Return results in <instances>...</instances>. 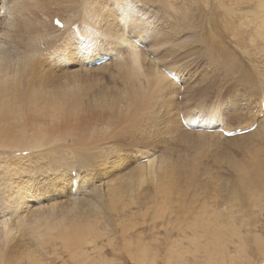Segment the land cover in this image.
<instances>
[{
	"label": "rangeland",
	"instance_id": "obj_1",
	"mask_svg": "<svg viewBox=\"0 0 264 264\" xmlns=\"http://www.w3.org/2000/svg\"><path fill=\"white\" fill-rule=\"evenodd\" d=\"M11 1L2 0L1 7L9 6ZM72 1L74 6L67 9L64 5L41 0L47 10H27L12 27L8 23L11 16L0 9V30L6 35H0V44H8L11 52L7 71L12 75L16 71L14 76L19 81L15 80V88L11 89L25 98L32 88H44L47 92L54 84L52 89L58 93L69 82L85 109L98 100L110 102L98 113L106 122L111 121V125H104L103 120L91 122L96 128L85 131L80 139L77 133L72 137L64 136L58 129L45 127L43 136H51L49 141L40 143L37 153L36 148L35 153H27L23 148L17 152L14 147L0 145V264H228V255H234L236 261L240 260V263L235 261L236 264H242L244 246L238 247L242 246L243 237L245 243L255 232H243L245 221L249 219L242 211L244 198L247 200L248 196L243 197L241 193L240 202L234 197L233 167L250 166L257 155L264 156V124L257 111L259 100L264 99V41L253 23L261 20L263 13L258 11L252 16V5L241 9L247 13V18H230L228 14L238 13L242 0H125V4L131 5L125 9L127 18L138 24L130 27L129 33L141 35L143 55L160 70L174 67L181 74L185 88L177 92L178 97L177 89L172 90L173 93L152 94L153 98L150 96L146 104L137 109L130 97L133 80L128 70L112 64L96 70L83 68L89 56L110 48L111 43L100 34L108 29L99 20L93 22L94 35H89V43L85 41L81 30L88 25L80 12L83 0ZM87 2L84 4L88 7ZM95 2L99 7L105 3L109 9L113 5L111 0ZM99 7H91V22L93 13H99ZM51 15L59 18L62 15L68 25L53 29L48 23ZM43 16L47 19L43 20ZM40 20L45 22L37 26ZM26 22L33 30L37 27L34 38H39L36 45L42 51L33 58L35 63L31 59L27 67L21 59L31 36L29 31V34L25 32ZM8 27L12 29L9 35L5 33ZM67 43H72V49ZM118 52L112 61L119 57ZM77 60L82 63L78 65ZM227 68L230 71H226ZM227 72L229 75L225 74ZM243 90L245 97H239ZM18 109L23 116L25 112L29 114L25 106ZM180 114L193 123L192 129L181 125ZM133 116L138 119L131 123ZM36 122H40L42 128L45 126L42 118H36ZM21 123L26 124L24 118ZM247 125L254 128L232 137L224 136L220 130H205ZM24 137L31 139L29 134ZM147 154L157 170L166 163L170 175L177 173L186 179L190 177L188 173L192 174V184H180L188 186L183 202L166 201L161 190L154 189L151 179H138L139 171L147 164L143 158ZM165 177L166 174L163 179ZM7 181L10 184H6ZM174 191L178 197V190ZM18 200L26 203L21 212H12L9 206ZM249 201L252 202V198ZM158 207L162 211H157ZM251 219L258 222L259 217ZM6 222L14 224L10 235L4 232ZM216 223L228 228L226 237L214 228ZM59 225L65 229L71 225L89 228L84 234L87 238L84 246L70 241L67 247L54 229ZM218 235L222 237L219 244L223 245L224 258L217 255L219 250L215 248L208 249L213 251L212 256L204 251L212 247ZM250 253L253 254V250ZM253 257L258 263V256Z\"/></svg>",
	"mask_w": 264,
	"mask_h": 264
},
{
	"label": "bare ground",
	"instance_id": "obj_2",
	"mask_svg": "<svg viewBox=\"0 0 264 264\" xmlns=\"http://www.w3.org/2000/svg\"><path fill=\"white\" fill-rule=\"evenodd\" d=\"M49 1L52 2V3H56L58 5H64L65 8H67V7L71 6V5L74 6V4H75V2L72 1V0H59V1L58 0H49ZM95 1L96 0H83L82 4L80 5L81 11L80 10L79 11L81 12V14H83L82 17H84L85 23L88 25L87 29L81 30L82 31V35L85 36V38H86L85 41L86 42L88 41V43H89V41H90L89 35L94 33V31H93L94 30V25H95L94 23L97 20H99L101 22H104L103 25L106 27V29H108L104 33H100V32L99 33L102 34L109 41V43H111V46H110V48L108 47L105 50L97 51L93 55L89 56L87 59L85 58L86 60L83 62V68L85 70H96V69H99L101 67L103 68L106 65L112 64V65L116 66L117 68L120 67L123 70H128L131 73L132 80H133V82L131 83V85H132L131 89L132 90H131V96L130 97L133 100V102H134V104H135L137 109L139 107L143 106L144 104H146V102L148 101V98L152 94H153L152 96H154L157 93H160V94L163 95L164 92H172V90L177 89V90H175L176 91V96L179 95V94H177V92L180 93L181 88H183L182 90L185 89L183 87L184 85H183V80H182L181 74L176 69H173L174 67L171 68V69H166V70L162 69V70H160L159 68H156L155 64L153 66L152 63L143 55L144 53H143L142 45L144 43V40L141 38V35L140 34H136L135 35L133 33H129L130 32L129 28L130 27L131 28L134 27V25L138 26V24L136 23L137 21L133 23V21H131L130 18L128 19L127 16H126L127 14L125 13V9L126 8L128 9L131 6L130 4H125V2H127L128 0L127 1H125V0H111L113 5H112V7H110V9L105 5V3L102 4L99 7V5H97L98 1L97 2H95ZM85 2H87V4L90 3L88 7L86 6V4H84ZM101 2H103V1H101ZM78 3H79V1H78ZM1 4H2V0H0V9H4L5 12L8 13L11 16V17H9L10 21L8 20L9 27H12V25H14V22H16L19 17L22 18V16L25 14V12L27 10H33L34 8L35 9L36 8H42V10L45 11V10L48 9L45 6V4H42L41 0H12L10 2L9 6L7 5V6H4V7H1L2 6ZM252 5H254V10L251 12L252 16H253V14H256L258 11L263 13L261 20H259V21H256V20L254 21L253 19H251V20L254 21L253 23H254V25L256 27V31L262 35V39H263L262 41H264V0H242L241 5L239 6V10H237L238 13L235 12L233 14H228V16L230 18H232V19H237V18L242 19L244 17L247 18L248 17L247 13L245 11H242L243 10L242 8H246L247 9L249 6H252ZM92 6H95V7L97 6V7L100 8V10H99V13L98 12L97 13H95V12L93 13L92 12L93 15H94V18H92V22H91V18L90 17H92V16L90 15V9H92L91 8ZM14 7H16V10L13 9ZM76 8H79V7H76ZM67 9H69V8H67ZM130 10H131V8H130ZM228 11H231V8H228ZM74 12H75V14L77 13V11H74ZM101 12H104V14H100ZM247 12H250V11H247ZM61 16H60V18L57 15L49 16L48 23L53 29H59V27L53 25V19L54 18H56L57 20H59L63 24L62 28H65L68 25L67 21H66L67 19L65 20ZM252 16H250V17H252ZM42 19L46 20L47 18L43 16ZM43 20H40V22H38L36 25L38 26V24L41 25L42 23H44L45 21H43ZM82 22H84V21L82 20ZM0 25H1V23H0ZM81 25H82V23H81ZM254 25H252V26H254ZM23 26H25V29H26L25 32L28 33V31H29V33L31 34L30 40L27 43V48H26L27 51H26L25 55L21 57L22 60L24 59V64L26 66V64L28 65L29 62L32 63L31 59L33 60V58H35L36 55L41 53L42 51L40 52L39 46L36 45V43L39 40V38L38 37L34 38L35 35H36V30L35 29L37 27L34 29L35 30L34 31L32 25L29 22H26V25H23ZM99 26H101V25H99ZM9 27L5 31L6 34H8L9 31L12 30L11 28L9 30ZM139 29H138V33H140ZM81 31H80V33H81ZM98 31L99 30L97 28V32ZM245 33H246V31L243 30L242 34L244 35ZM1 34L5 35L3 33V31L0 30V35ZM9 34H11V33H9ZM91 37H92V35H91ZM94 39H95V36H94ZM96 40H97V38H96ZM167 44H169V43H167ZM67 45H68L69 48L72 49V43H67ZM106 45L109 46L108 44H106ZM7 46H8V44H7ZM7 46L0 44V145L1 146H3V147L5 146L6 148L14 147L13 149L16 148L17 152H19V150L21 148H23L24 149L23 152H27V153L33 151V149L36 148V153H37L39 151L38 149L40 147V143L42 141H46V139H48V137L51 136V135H49L47 137H44L47 134H45L43 136V134H44L43 133V129H45V127L48 130H49V128H52L51 130H53V128L56 129V130L58 129V131H61L64 136H71L72 137V136H74V134L77 133L76 136H77V138L79 137V139H80V137L84 134L85 131H87V130L91 131V130H94L96 128L95 126H93L91 124V122L100 123L103 120V118H102L100 113H101L102 110L106 109L108 103H110V102L107 101V100L106 101L105 100H98V102H96L95 104H92L93 106H90L89 109L88 108L85 109V108H83V105L81 106V104H82L81 101H80L81 97L79 98V96L75 94L76 92H74V90L72 88L73 86L69 82L65 83L66 86L63 84L65 86V89H63L62 92L59 91L60 93L59 92L55 93V91L52 89L54 87V84H53V87L50 86V88L47 89V92L44 90V88H42V89L32 88L30 90V94L27 97L25 96V98H20L22 96H17L16 93L11 88L12 87L15 88V86L13 85L14 82H16V81L19 82V81L16 80V76H14L16 74V71H15V74L13 72L14 75L8 74L9 71H7V68L9 66V64H11L10 62L8 63V58L11 56V52L8 50ZM74 47H75V45H74ZM118 51H121L122 55ZM117 52L119 53V57L116 59L117 61L116 60L112 61L113 60V56ZM106 56L107 57L110 56L111 60H109L108 62L106 61V62H104V63H102V64H100L99 66H96V67H89V64H91L93 62V60H95L97 58H100V57H106ZM36 59H38V58H36ZM33 62H34V60H33ZM80 62H81L80 60L76 61V63L78 65H80ZM9 68H11V67H9ZM29 69H30V67H29ZM73 70H75V69H73ZM225 70L226 71H230L228 68L225 69ZM124 72L126 73V71H124ZM71 73H72V71H71ZM167 73H170V74L172 73L174 75V78L170 79L169 78V74H167ZM48 74H50V73H48ZM225 74L229 75V72H227ZM46 77H47V75H46ZM245 78H247V77H245ZM32 87H34V86H32ZM245 87H247V86H245ZM237 89H238V87H237ZM77 92L79 93V91H77ZM184 93L185 92H183L182 94H184ZM244 93H245V90H243V92L239 95V97H241ZM251 94L252 93H250V94L248 93V95H251ZM185 95H187V94H185ZM258 98H259V96H258ZM97 99H99V98H97ZM171 100H173V99H171ZM258 105H259V110H257L258 111V115L261 113V117L263 118V119H261V122L263 121V124H264V109H263L264 99L259 100ZM21 106H25L27 108V110L29 111V114H27L25 112V114L23 116V114H21V112H20V109H18V107H21ZM131 109H133V108L131 107ZM234 111H235V109H234ZM98 112H100V113H98ZM230 112L231 111H229V113ZM248 112H249V110H248ZM237 113H238V110H237ZM123 116H124V119H125L126 114H124ZM179 117H181V120H180L181 125L184 124L186 129H192L193 123L191 121L187 120V118L185 119L184 115H182V114H180ZM22 118H24V123H26V124H22L21 123L22 122ZM36 118H42L43 119V122L45 124V126L43 128H42V126H40V122H38L39 124H37ZM136 119H138V116H135V117L133 116V118H131L130 122L133 123ZM37 121H38V119H37ZM106 121L103 120L104 125H106V126L111 125V121H108V122H106ZM44 124H42V125H44ZM229 127L225 128L226 130L218 129V126H216L214 128H207L205 130L206 131H219L220 130L221 132H225L226 131V132L230 133V136H228V137H232V136H235V135L243 134V133H245L247 131H250V130H252L254 128V126H252V125H249V126L247 125V126H245L243 128L235 127V129H233L234 127L233 128H229ZM198 129H202V126H198ZM262 131H264V130H262ZM56 133H58V132H56ZM26 134L31 135V139L25 138L24 136ZM49 134H50V132H49ZM76 136H75V138H76ZM57 137H56V140H57ZM104 139H105V137H104ZM48 141H49V139H48ZM81 141H82V138H81ZM79 142H80V140H79ZM49 143H51V142H49ZM259 144H260V142H259ZM261 150L262 149H260V151ZM16 151H15V153H16ZM31 153H35V151H33ZM260 155L256 156V161L253 162L250 166H245L244 167L243 165H235L233 167V170L235 171V174H236L235 175L236 179L234 180V182H232L236 186V187L233 186L235 188V192H233V194L235 195L234 197H236V198L238 197L239 198V202H240L241 193H242L243 197H244V195L248 196L247 200H245V198H244L245 206H243V208L245 207V209L242 208L243 209L242 211L243 212L245 211L244 212L245 218L249 217V219H247L245 221L243 232L244 233L251 232V234H252L253 231L255 232V233H253V234H255L254 237L250 236L251 240H249L248 238L245 239V243L242 242V241H244V237L241 236V237H243V240H241V243H242L241 245L242 246L238 247V248H242L244 246L242 248V250H241V251L244 250L243 251L244 252L243 258L244 259H242V261H244V262H242V264H264V158H262L264 156H260ZM143 158H144V161H146L147 164H146V166L143 169H141L139 171L140 174H139L138 179H140V180H144L145 178L151 179L153 181L154 189L156 188L157 190H161V194H162L163 197H165L166 201L169 202V200L171 201V199L172 200L179 199L180 200L179 203L183 202L185 200L184 198L186 197V192L188 190L189 184L193 183V179L194 178L192 177V174H190V173L187 174V172H185V174L190 175V177H188L186 179L181 178L177 173H176V175H173V174L170 175L169 173L171 171L168 170V166H167L166 163H163L159 167V169L157 170L155 162H154V160L151 159L150 154L149 155L148 154L144 155ZM165 174H166V177H165V179H163ZM231 181H233V180H231ZM161 182H165V184H170V185L164 186V184L162 185ZM6 184H10L9 181H7ZM180 184H187L188 186L187 185L186 186L183 185V187H181ZM75 186H76V184H75ZM174 190H176V191L178 190L177 191L178 192V197H175V195H174L175 191ZM25 194L28 195L29 192L26 191ZM250 198H252V202L249 201ZM13 201H15V200H13ZM163 202H165V200ZM7 203L8 202H6L5 204H7ZM25 203H26V201L22 202V200H18L16 202H13L9 207L12 210V212L13 211L14 212H18V211L21 212L23 204H25ZM112 204H113V202H112ZM113 207H115V205H113ZM240 207H242V206H240ZM249 207L251 208L250 211L248 210ZM159 209H160V211H162L161 207H158L157 211ZM176 211H178V209ZM253 217L254 218L259 217L258 222L256 221L257 223L251 219ZM35 219H40V217L39 218L36 217ZM31 222H33V221H31ZM228 222H230V221H228ZM230 223H232V222H230ZM216 224L217 225L214 226V228H216V230L219 229L218 233L221 236H223V237L225 236L226 237V235L228 234V228L227 227H226L227 229L223 228L222 227L223 224H218V223H216ZM22 225H23V223H22ZM3 226H4V232L6 234L10 235L11 231L13 232L12 228H14V224L12 226V225L8 224V222H6V223L3 224ZM231 226H229V227H231ZM85 228H86L85 226L81 227V228H77L76 226L73 227V225H71L69 228L65 229L63 227V225L62 226L59 225L58 227H55L54 229L57 231V234L59 235V237L64 241L65 245L68 247V246H70L72 241H76L78 246H82V244L85 242V240H87V238H85L84 234L86 232L90 231L89 228H86V229ZM15 230H16V228H15ZM87 230H89V231H87ZM204 232H206V230ZM204 232H203V235H204ZM206 233L208 234V231ZM237 233H235V234H237ZM221 236L217 237L216 242H212V247L211 246H209L208 248L206 247L207 249L204 250L206 253L209 254L208 256H212L213 255V251H209L208 250L209 248H215V250H219L217 255L221 254L222 258H224V255H226L225 252L223 251L224 248H222L223 245L219 244V242H221V239H222ZM237 236H239V235H237ZM245 236H247V235H245ZM193 241L195 243V240H193ZM249 241H250V243L248 244ZM88 243H90V242H88ZM197 245H199V244H197ZM83 246H84V244H83ZM204 247H202V248H204ZM251 250H253V254L250 253ZM17 252H19V251H17ZM253 256H255L256 258L258 256V259H259L258 263L255 262L256 260L254 259ZM26 258L29 259L30 255L27 254ZM234 258H235L234 255H228V258L226 259V261L229 262L228 264H236V262H238V261L240 263V260L236 261L235 260L236 258L235 259ZM20 259H22V258H20ZM214 260H215V258H214ZM221 264H226V262L221 263Z\"/></svg>",
	"mask_w": 264,
	"mask_h": 264
},
{
	"label": "water",
	"instance_id": "obj_3",
	"mask_svg": "<svg viewBox=\"0 0 264 264\" xmlns=\"http://www.w3.org/2000/svg\"><path fill=\"white\" fill-rule=\"evenodd\" d=\"M106 60V58H103V59H101L99 62H104Z\"/></svg>",
	"mask_w": 264,
	"mask_h": 264
}]
</instances>
